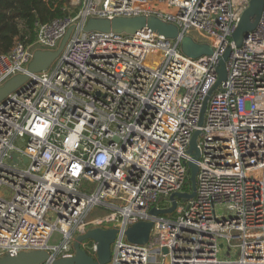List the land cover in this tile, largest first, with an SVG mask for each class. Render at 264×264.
I'll list each match as a JSON object with an SVG mask.
<instances>
[{
	"label": "built area",
	"instance_id": "2783aa9c",
	"mask_svg": "<svg viewBox=\"0 0 264 264\" xmlns=\"http://www.w3.org/2000/svg\"><path fill=\"white\" fill-rule=\"evenodd\" d=\"M249 2L70 0L73 13L37 24L31 44L15 41L0 54L1 87L76 26L47 69L0 102V257L38 249L71 256L77 235L103 227L118 229L108 264H264V0L241 44L232 38ZM139 15L194 31L212 54L187 56L148 28L81 29L91 17ZM227 49L226 77L199 126ZM196 130L195 195L151 214L189 192ZM82 181L96 186L83 191ZM219 205L230 216L217 214ZM97 206L105 212L93 217ZM140 221L152 223L148 241L129 242L124 231ZM54 230L63 236L57 246L48 244ZM83 247L94 254L93 241Z\"/></svg>",
	"mask_w": 264,
	"mask_h": 264
},
{
	"label": "water",
	"instance_id": "95a60500",
	"mask_svg": "<svg viewBox=\"0 0 264 264\" xmlns=\"http://www.w3.org/2000/svg\"><path fill=\"white\" fill-rule=\"evenodd\" d=\"M263 0H250L249 6L241 15L238 27L233 33V40L236 45H240L246 32L252 30L260 16ZM73 25L67 29L58 47L53 51L36 50L30 61L27 71L29 73L41 72L46 70L49 64L59 56L65 48L73 29ZM148 28L158 35L165 38L176 40L179 42L180 50L187 56L199 57L202 55H210L213 49L206 43H198L189 35H182L177 25L167 23L155 15H139L132 17L115 16L112 18L91 17L87 20L83 31L98 30L103 32H118L133 34L137 30ZM229 49L217 61L218 77L213 87L208 91L200 113L199 126L203 123V115L206 109L207 101L220 82L226 77L225 60L229 54ZM29 73L17 74L0 87V102L3 101L10 93L16 91L29 77ZM199 130L194 131L189 143L188 152L191 160L188 161L189 171V192L182 191L173 193L170 196L172 206L167 209H150L151 214H165L173 211L176 205V198L186 200L195 195L196 189V173L198 166L196 160L199 151L196 146V138ZM15 156V154L13 153ZM151 221H140L129 226L124 234L129 242L136 244H145L149 238ZM118 229L93 227L84 233L77 235L73 241V254L67 257H56L45 249L20 251L17 255H4L0 257V264H108L111 258V244L113 243ZM93 241L95 243L94 254L86 251L83 247L84 241Z\"/></svg>",
	"mask_w": 264,
	"mask_h": 264
},
{
	"label": "trees",
	"instance_id": "16d2710c",
	"mask_svg": "<svg viewBox=\"0 0 264 264\" xmlns=\"http://www.w3.org/2000/svg\"><path fill=\"white\" fill-rule=\"evenodd\" d=\"M71 13L70 0H0V54L8 52L15 41L25 46L31 44L36 38L37 24ZM189 189L188 181L185 190Z\"/></svg>",
	"mask_w": 264,
	"mask_h": 264
},
{
	"label": "rangeland",
	"instance_id": "374dc122",
	"mask_svg": "<svg viewBox=\"0 0 264 264\" xmlns=\"http://www.w3.org/2000/svg\"><path fill=\"white\" fill-rule=\"evenodd\" d=\"M189 35H191L194 39L199 40L197 34L194 31H190ZM95 186H96L95 184L87 183L86 181H82L80 184V189L83 191H86L87 189L91 190ZM104 212L105 211L102 209V207L97 206V207H94L92 209L90 215L93 217L100 216ZM216 213L219 215H222V216H230V210L226 209L223 205L216 206ZM49 215H51V217H52V219L49 220V222L54 223L55 222V218H54L55 215L53 214V212H50ZM62 239H63L62 234L60 232L54 230L50 235V238L48 240V244L51 246H57L60 244ZM224 251H225V249L219 251V253H218L219 257H222V254H224ZM89 253H91V252L89 251ZM229 255H230V258H232V259L239 258L240 249L239 248L230 249Z\"/></svg>",
	"mask_w": 264,
	"mask_h": 264
}]
</instances>
